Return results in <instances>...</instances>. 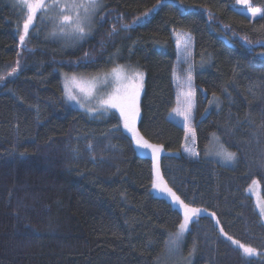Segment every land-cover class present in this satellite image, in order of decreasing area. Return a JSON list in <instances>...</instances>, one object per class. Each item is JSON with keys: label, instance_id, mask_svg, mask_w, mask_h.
I'll use <instances>...</instances> for the list:
<instances>
[{"label": "trees", "instance_id": "obj_1", "mask_svg": "<svg viewBox=\"0 0 264 264\" xmlns=\"http://www.w3.org/2000/svg\"><path fill=\"white\" fill-rule=\"evenodd\" d=\"M100 2L87 37L56 33L40 13L21 45L26 13L0 0V264H264L224 235L264 254L248 194L257 180L264 198V0H250L254 21L237 0ZM178 31L195 45L198 158L182 153L185 131L170 119ZM118 65L144 74L138 129L165 150L158 160L116 111L92 117L65 97V74ZM214 135L233 166L208 157ZM157 166L185 204L206 210L180 245L170 238L183 215L154 193Z\"/></svg>", "mask_w": 264, "mask_h": 264}, {"label": "snow or ice", "instance_id": "obj_2", "mask_svg": "<svg viewBox=\"0 0 264 264\" xmlns=\"http://www.w3.org/2000/svg\"><path fill=\"white\" fill-rule=\"evenodd\" d=\"M17 2L26 13L22 24L23 34L19 35V42L21 45L24 44L25 38L29 35V28L33 25V21L37 18L38 12L41 13L40 18L43 20L47 17L49 9L55 10L58 13L56 18L59 20L61 25L60 31L62 33H66L67 35L83 38L85 35V29L88 25H90L94 13L102 6L100 0H65V2H61V0H52V3L50 4H46L45 0H17ZM237 2L247 4L248 0H237ZM257 11L258 10H253L251 14L255 16L257 15ZM125 27L130 26L126 25ZM177 42L179 43V37L177 38ZM17 67H19V61H17ZM15 71L16 69L14 68L13 72ZM109 78H111V80ZM3 79L4 77L0 76V81ZM72 80L75 87L78 88L81 93H86L88 96H91L97 82L104 85L115 83L117 87L114 88L107 96V99H101L99 101L100 105L104 108V111H108L109 109H118L120 115L124 119V128L128 129V131L133 134L136 144L139 147L150 149L152 155L157 160L159 159L162 146L149 143L135 129L136 119L139 115V97L141 91L143 90L144 74L142 72L132 68L126 69L124 65H118L113 67L110 72L103 74L102 77H94L93 82L87 88L82 83L78 82L75 76L72 77ZM187 83L189 87H191L190 72ZM66 94L71 100L77 99V96L70 90L66 89ZM192 95L191 91L185 93L187 107L184 110L174 109L178 115L184 117L185 121H188L191 117V110L193 106L191 99ZM186 151L191 152L192 155H198V153L193 152L191 149H186ZM219 154L223 156L225 161H233L236 158V154L234 152H228L227 150H224ZM153 187L159 189L162 193L168 194L171 198V202L183 209V222L179 224V230L172 234V237L170 238V244L176 245L177 242L183 238L184 233L187 232L188 225L192 222L193 217H199L202 212L206 210L193 208L188 204H185L171 188L167 187V185L163 183L162 178L159 176L158 166L157 180L153 183ZM260 213L261 215H264V205L260 207ZM212 215L215 216V213H212ZM216 223L219 224V221L217 220ZM220 231L224 233L223 228H221ZM224 235L229 241L242 249L245 256L252 257L264 255L262 253H258L257 249L253 247L241 244L239 240H233L231 236H227V233H224Z\"/></svg>", "mask_w": 264, "mask_h": 264}, {"label": "rangeland", "instance_id": "obj_3", "mask_svg": "<svg viewBox=\"0 0 264 264\" xmlns=\"http://www.w3.org/2000/svg\"><path fill=\"white\" fill-rule=\"evenodd\" d=\"M61 2H65V0H61ZM45 3L50 4V3H52V0H45ZM236 9L238 12L246 15L252 21L261 17V10L252 7L250 0H248L247 4L236 2ZM253 10H258L257 15L253 16L251 14ZM95 13H94V15H95ZM39 14H40V12L37 13V15H39ZM50 15L52 16V18L55 21L54 24L56 26H55L54 31L56 33L66 34V33H62L60 31L61 25L59 23V20L56 18L58 13L55 10L49 9L47 16H50ZM94 15L92 17L90 25H88L85 29V35L83 36V38L87 37L88 35H90L92 33ZM178 37H179V43L177 42ZM83 38H80V39H83ZM173 38L175 41L176 52H177V64H176V70L174 73V85H175V89H176V106L174 109L184 110L187 107V100H186L185 93H187L189 91H191L193 94L191 97L193 106H192V110H191V117L188 121H185L184 117L181 115H178L177 112L174 110L170 114V119L172 121H174L175 123H177L179 126H181L185 131L184 143L182 146V153L189 158H198L199 153H198V145H197V135H196V131L194 129V118H195L196 100H197L196 99V87H195V81H194V48H195L194 40L188 33H185L182 31L174 32ZM189 72L191 73V87H189V85L187 83ZM103 74H105V73H103ZM103 74H100V75H87V74H80V73L65 74L64 75V86H65V89H64L65 92L64 93H65V97L67 98L69 103L73 107H75L81 111H84L87 114H89L90 116L96 117V118L101 117L102 114H104L110 110L116 111L120 115L118 109H109L108 111H104V108L99 103V101L101 99H107V96L113 91L114 88L117 87V85L115 83H110L109 85H104V84L97 82L96 87L93 89L91 96H88L86 93H81L79 91V89L75 87L73 80H72V77L75 76L76 80L78 82L82 83L87 88L93 82L94 77H97V76L102 77ZM109 79L111 80V78H109ZM143 87H144V81H143ZM66 89L72 91V93L77 96V99L76 100L69 99L67 94H66ZM142 93H143V90L141 91L140 97H139V115H138V117L136 119V123H135V129L139 134H140V132L138 129V120L140 119V115H141L140 100H141ZM97 109H99V110H97ZM122 120H123V125H124L123 117H122ZM126 130L131 135V137L133 138V134L131 132H129L128 129H126ZM133 141H134L135 145L137 146V148L141 154L153 156L150 149H145V148L139 147L136 144V141L134 138H133ZM186 149H191L193 152L198 153V155H192L191 152L186 151ZM224 150H227L228 152H232L231 150L227 149L220 142V140L218 139V137L216 135H214L212 138V141H211V146L209 148L208 157H210L211 159L215 160L216 162L220 163L223 166L231 167L235 164V162L237 160V155H236L235 160L225 161L223 156L219 154V153H222ZM164 152H165V150L162 148V151L160 153H164ZM156 180H157V173L155 174L154 182ZM254 182H256V183H254ZM254 182L249 187L248 194L253 198L256 210L258 211L259 215L261 216V220L264 224V215H261V213H260V207L262 205H264V198H263L262 191H261V185L257 180ZM153 191L157 196H159L161 198H165L169 202H171V198L168 194L162 193L159 189H156L154 187H153ZM171 203L183 215L182 207H178L173 202H171ZM183 218H184V216H183ZM196 218L197 217H193L192 222ZM192 222L189 223L188 230L190 229ZM188 230H187V232H188ZM187 232L184 233V236L187 234ZM184 236L180 241H178L179 245L182 242V240L184 239Z\"/></svg>", "mask_w": 264, "mask_h": 264}]
</instances>
